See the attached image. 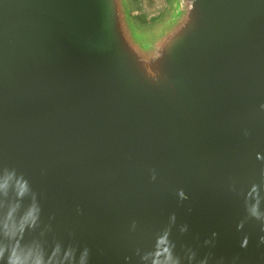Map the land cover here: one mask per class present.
Masks as SVG:
<instances>
[{
    "label": "water",
    "instance_id": "water-1",
    "mask_svg": "<svg viewBox=\"0 0 264 264\" xmlns=\"http://www.w3.org/2000/svg\"><path fill=\"white\" fill-rule=\"evenodd\" d=\"M261 105L264 0H0V264H264Z\"/></svg>",
    "mask_w": 264,
    "mask_h": 264
},
{
    "label": "clouds",
    "instance_id": "clouds-1",
    "mask_svg": "<svg viewBox=\"0 0 264 264\" xmlns=\"http://www.w3.org/2000/svg\"><path fill=\"white\" fill-rule=\"evenodd\" d=\"M261 109H264V105H261ZM257 159L264 160V156L257 155ZM13 175H15L13 173ZM264 175V173H262ZM152 179L155 180L156 176L153 174ZM19 180L22 182L23 186H27V182L23 181V178H19ZM256 186H253V190H255ZM23 195V193H21ZM177 196L179 200L184 201L188 199V196L185 194L183 189L178 190ZM245 208L247 212V216L251 219H254L261 224V231L264 232V211H261L260 203L256 200L255 197H252L250 193H248V196L246 197L245 201ZM175 214H173L170 217V220L174 223L175 222ZM244 227V222L242 221L237 225V230L241 231ZM133 228H135V224H133ZM182 232L187 231V225L183 226L181 228ZM213 238L216 237V233H213ZM206 243H209L206 241ZM260 243L264 244V236L260 237ZM248 246V237L245 236L241 243V248H246ZM173 248L174 245L168 240V232H165L162 236L158 237L156 249L154 252L148 253L141 257L142 261H147L149 258H151V264H181L180 258L175 256L173 254ZM67 251V250H66ZM139 255V252L137 253ZM89 256L88 249H84L79 257L78 264H87ZM3 255L0 254V259H3ZM195 258V254H192L189 256V261L193 260ZM73 259L75 260V254L73 255ZM7 264H17L16 261H14L11 257V255L8 256ZM39 264H43V261L41 260ZM200 264H207V259L200 262Z\"/></svg>",
    "mask_w": 264,
    "mask_h": 264
},
{
    "label": "rangeland",
    "instance_id": "rangeland-1",
    "mask_svg": "<svg viewBox=\"0 0 264 264\" xmlns=\"http://www.w3.org/2000/svg\"><path fill=\"white\" fill-rule=\"evenodd\" d=\"M134 15L143 20H163L170 12L171 0H130Z\"/></svg>",
    "mask_w": 264,
    "mask_h": 264
}]
</instances>
